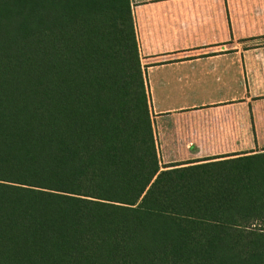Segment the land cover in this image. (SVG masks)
Masks as SVG:
<instances>
[{
    "label": "trees",
    "instance_id": "trees-1",
    "mask_svg": "<svg viewBox=\"0 0 264 264\" xmlns=\"http://www.w3.org/2000/svg\"><path fill=\"white\" fill-rule=\"evenodd\" d=\"M131 0H0V264H264V153L162 166Z\"/></svg>",
    "mask_w": 264,
    "mask_h": 264
},
{
    "label": "crops",
    "instance_id": "crops-1",
    "mask_svg": "<svg viewBox=\"0 0 264 264\" xmlns=\"http://www.w3.org/2000/svg\"><path fill=\"white\" fill-rule=\"evenodd\" d=\"M162 166L264 153V0H131Z\"/></svg>",
    "mask_w": 264,
    "mask_h": 264
}]
</instances>
